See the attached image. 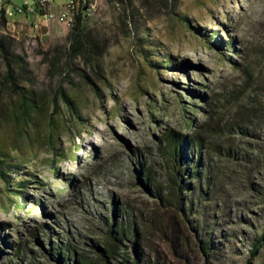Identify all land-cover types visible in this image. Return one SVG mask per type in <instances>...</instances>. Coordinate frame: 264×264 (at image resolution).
Returning <instances> with one entry per match:
<instances>
[{"label":"rangeland","instance_id":"obj_1","mask_svg":"<svg viewBox=\"0 0 264 264\" xmlns=\"http://www.w3.org/2000/svg\"><path fill=\"white\" fill-rule=\"evenodd\" d=\"M67 1L52 0L53 7ZM25 3L35 2L0 0L9 20L2 32L28 63L21 85L40 98L43 115L17 150L13 127L0 121V145L22 166L10 183L0 177V264L20 263V244L46 263L32 238L37 229L46 248L57 241L45 224L93 251L115 208L135 217L146 261L264 264V245L250 254L264 226V0H93L87 30L106 51L89 64L71 59V29L18 13ZM94 67L105 77L100 95L79 76L97 77ZM61 90L79 117L62 97L56 112ZM211 90L220 95L218 116L204 129ZM11 101L0 92V103ZM169 129L205 138L202 183L211 194L195 193L188 217L136 175L146 161L167 182L158 149ZM200 239L213 244L207 256ZM123 250L132 254V242Z\"/></svg>","mask_w":264,"mask_h":264},{"label":"trees","instance_id":"obj_2","mask_svg":"<svg viewBox=\"0 0 264 264\" xmlns=\"http://www.w3.org/2000/svg\"><path fill=\"white\" fill-rule=\"evenodd\" d=\"M92 1L86 0V3H92ZM120 1L124 2V0ZM126 4L129 5L128 1H126ZM43 14L45 13L40 11V15ZM88 17H84L79 13L69 35V55L71 59H83L86 64H89L91 59L99 60L106 51L104 46L96 43L87 30ZM131 18H135V16L132 14V16H129V19ZM8 22L7 10L3 6L0 8V60L4 71H0V92H7L12 101L9 104L0 103V121H6L13 127V147L17 150L26 135H28V130L30 128L37 129V122L43 115V107L37 94L21 85L22 80L28 78L30 71L25 59L15 52L13 39L2 32V29L7 27ZM93 71L97 77L90 76L85 70L81 71L79 76L87 86L100 95L101 87L98 81L105 77L95 67ZM60 97L70 107L73 114H77L79 117L77 103L62 90L59 91L54 100L56 112L59 108L58 101ZM205 97L208 101L206 123L202 124L204 129H206L209 122L217 118L216 108L220 102V95L214 90H211L210 96ZM184 117L189 126L187 128H191L190 117L187 114ZM204 142L205 138L199 131L193 135H188L187 132L183 133L175 129H169L164 133L163 143L158 149L160 157L168 169L167 182L160 180L154 164L146 165V161L145 163L139 162V170L136 172L138 180L144 186L153 189L157 198L165 207H173L179 210L184 217H188L193 211L196 204L194 202L195 193L198 192V195L203 198H208L211 194V189H203L202 183L203 168L206 166L202 156ZM29 144L31 145V143ZM76 147L80 148V146ZM236 157H238V154H236ZM21 169L22 166L14 160L10 153L6 152L4 145H0V177L10 183L8 177L11 174H19ZM208 175H210L209 172ZM209 183L210 176H207L208 186ZM126 215L128 218H126ZM107 224L106 234L100 240L93 241V251L77 249L72 239L64 241V237H60V233H55L53 227L48 224L42 225L48 233H53L54 238H57V241L50 243L49 248H46L41 243L38 230L34 229L32 231L33 242L40 244V247H42L41 256H44L47 262H40L37 260V254L34 250H31L25 244H20L16 255L20 260L18 264H158V262L144 259L145 254L140 238L141 231L131 212L126 209L120 212L115 208L112 217L107 219ZM193 228L196 231L199 227L197 225ZM130 242H132L134 254L123 250L126 243ZM251 244V257L256 258L264 245V226L262 233L257 234L251 240ZM212 245L211 241L200 239L198 247L202 254L207 256L213 248ZM249 264H251L250 260Z\"/></svg>","mask_w":264,"mask_h":264},{"label":"built area","instance_id":"obj_3","mask_svg":"<svg viewBox=\"0 0 264 264\" xmlns=\"http://www.w3.org/2000/svg\"><path fill=\"white\" fill-rule=\"evenodd\" d=\"M34 4L25 3L17 7V12L21 14L39 15L47 20L55 21L58 24L71 29L75 24L76 16L81 13L84 17L91 15L95 6L93 3H86V0H69L65 4L55 9L52 0H34ZM83 9L81 10V8ZM40 11L45 14L40 15Z\"/></svg>","mask_w":264,"mask_h":264},{"label":"bare ground","instance_id":"obj_4","mask_svg":"<svg viewBox=\"0 0 264 264\" xmlns=\"http://www.w3.org/2000/svg\"><path fill=\"white\" fill-rule=\"evenodd\" d=\"M60 25H62V24H60ZM63 26H65V25H63ZM67 27V26H66Z\"/></svg>","mask_w":264,"mask_h":264}]
</instances>
